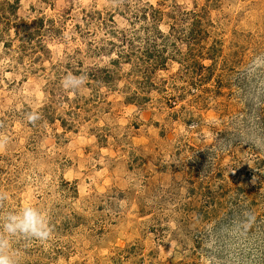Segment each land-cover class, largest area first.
<instances>
[{
	"label": "rangeland",
	"instance_id": "obj_1",
	"mask_svg": "<svg viewBox=\"0 0 264 264\" xmlns=\"http://www.w3.org/2000/svg\"><path fill=\"white\" fill-rule=\"evenodd\" d=\"M0 139L20 264H264V0H0Z\"/></svg>",
	"mask_w": 264,
	"mask_h": 264
},
{
	"label": "clouds",
	"instance_id": "obj_2",
	"mask_svg": "<svg viewBox=\"0 0 264 264\" xmlns=\"http://www.w3.org/2000/svg\"><path fill=\"white\" fill-rule=\"evenodd\" d=\"M38 117L31 116L35 120ZM5 147V140L0 139V151ZM8 199V194L0 191V204ZM52 226L48 216L39 207L25 205L16 210H9L0 215V264H20V252L14 247L17 238L45 242L51 238Z\"/></svg>",
	"mask_w": 264,
	"mask_h": 264
}]
</instances>
